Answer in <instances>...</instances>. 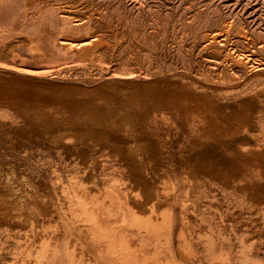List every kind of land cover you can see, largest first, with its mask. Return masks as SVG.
<instances>
[{"label": "rangeland", "instance_id": "rangeland-1", "mask_svg": "<svg viewBox=\"0 0 264 264\" xmlns=\"http://www.w3.org/2000/svg\"><path fill=\"white\" fill-rule=\"evenodd\" d=\"M68 1L93 54L2 62L0 264H264V0Z\"/></svg>", "mask_w": 264, "mask_h": 264}, {"label": "bare ground", "instance_id": "bare-ground-1", "mask_svg": "<svg viewBox=\"0 0 264 264\" xmlns=\"http://www.w3.org/2000/svg\"><path fill=\"white\" fill-rule=\"evenodd\" d=\"M70 3L72 1L68 0H23L25 4L24 10L22 14L24 17L31 21H35L38 17V13L40 11H47L48 15L46 16L45 20L50 21L52 27L55 26V30H60V33L50 34V31H44V34H40L42 32H37L33 29H28V33H21V34H4L1 33L0 37H4V40H0V72H7L16 75H24L23 70L17 69L16 67L9 66L2 62H12L18 61V55H20V50L22 47L28 46L32 52L41 54L43 49L46 50H53V49H70L76 48L77 51L83 52L86 54H93L95 50H93V46L91 40H86L83 38H79L78 40H74L71 37H68L69 30H82L87 25V22L79 18L76 15L75 10H72L66 3ZM75 3V1H74ZM21 4V3H20ZM71 4V3H70ZM19 6V5H18ZM72 6V5H71ZM78 7V6H77ZM87 7V6H86ZM100 7V6H99ZM103 7V6H102ZM106 7V6H105ZM104 8V7H103ZM75 9V8H74ZM94 9V8H92ZM91 9V10H92ZM102 9V8H101ZM104 10V9H103ZM204 11V10H203ZM79 13V12H78ZM100 13V12H99ZM21 15V13H20ZM41 15V13H40ZM84 15V14H83ZM82 16V15H81ZM189 16V15H188ZM198 16V15H197ZM193 19V18H192ZM239 19V17H238ZM40 20V19H39ZM37 21V20H36ZM136 21V20H135ZM194 22V21H193ZM132 23V22H131ZM246 24V23H245ZM154 25V24H153ZM220 25V24H219ZM112 26V25H111ZM118 26V25H117ZM235 26V25H234ZM158 27V26H157ZM45 27H42V29ZM245 28V27H244ZM51 29V28H50ZM54 29V28H53ZM47 30V27H46ZM67 33V34H65ZM65 35V36H62ZM152 35V34H151ZM215 35V34H214ZM122 36V35H120ZM130 36V35H129ZM217 37V35H215ZM131 37V36H130ZM215 37V38H216ZM245 37V36H244ZM88 38V37H87ZM104 38V37H103ZM111 38V37H110ZM124 38V37H123ZM239 38V37H238ZM243 38V37H242ZM76 39V38H75ZM112 39V38H111ZM97 40V38H96ZM130 40V39H129ZM94 41V40H93ZM106 41V40H105ZM108 41V40H107ZM120 41V39H119ZM124 41V39H123ZM210 42V41H209ZM216 42V41H215ZM214 42V44H215ZM106 43V42H105ZM108 43V42H107ZM106 43V44H107ZM122 43V42H121ZM212 43V42H211ZM235 43V42H234ZM90 45V46H89ZM105 45V44H104ZM103 45V46H104ZM45 46V47H44ZM211 46V45H210ZM231 47V46H230ZM98 48V47H95ZM102 48V47H101ZM100 48V49H101ZM103 52L106 53L109 49L108 46H104ZM71 50V49H70ZM73 50V49H72ZM93 50V51H92ZM72 52V51H71ZM75 52V51H74ZM110 52V51H109ZM54 53V52H53ZM82 53V54H83ZM48 54V53H47ZM50 54V53H49ZM52 54V53H51ZM80 54V53H79ZM231 54V53H230ZM229 55V54H228ZM41 56V55H40ZM81 56V55H80ZM232 57V56H231ZM44 58V57H43ZM250 58V57H249ZM22 59V58H21ZM240 59V60H239ZM232 60V59H231ZM235 60V59H234ZM239 62L242 63L241 67L243 66L244 69L248 68V57L238 58ZM251 60V59H249ZM22 61V60H21ZM254 62V61H253ZM263 62V61H261ZM16 63V62H15ZM18 64V63H17ZM206 65V64H205ZM227 65V63H226ZM220 66V65H219ZM229 66V65H228ZM226 67V66H225ZM253 68V67H252ZM261 68V67H260ZM167 70V69H166ZM252 70V69H251ZM163 71V70H162ZM210 71V70H209ZM125 72V71H124ZM127 72V71H126ZM190 72V71H189ZM234 72V71H233ZM158 73V71H157ZM225 73V72H224ZM228 73V72H227ZM159 74V73H158ZM157 74V75H158ZM161 74V73H160ZM226 75V74H225ZM197 76V75H196ZM219 77V76H218ZM154 78V77H153ZM166 78V77H165ZM232 78V77H231ZM59 79V78H58ZM99 79V78H98ZM239 79V78H238ZM238 81V80H237ZM66 82V81H65ZM76 84V83H75ZM9 83H1L0 82V91L7 92L9 91ZM12 101V100H11ZM17 101V99H16ZM13 103V102H12ZM208 107V106H207ZM208 123V122H207ZM79 134V133H78ZM207 162V161H206ZM5 194V193H4ZM0 194V215L5 213V206L9 201L8 194ZM47 199V198H45ZM141 203V202H140ZM133 204V203H132ZM143 204V202H142ZM149 204V203H148ZM152 204V203H151ZM140 205V204H139ZM46 207V206H44ZM148 207V205H147ZM150 207V206H149ZM152 210V209H151ZM159 210V209H158ZM139 211V210H138ZM140 212V211H139ZM138 214V213H137ZM148 215V214H146ZM153 215V213H152ZM157 216V214H156ZM157 218V217H156Z\"/></svg>", "mask_w": 264, "mask_h": 264}]
</instances>
